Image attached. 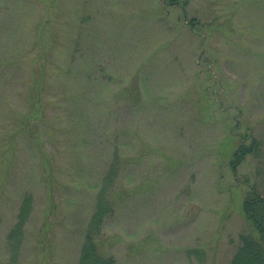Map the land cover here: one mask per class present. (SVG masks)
Instances as JSON below:
<instances>
[{
  "label": "rangeland",
  "instance_id": "374dc122",
  "mask_svg": "<svg viewBox=\"0 0 264 264\" xmlns=\"http://www.w3.org/2000/svg\"><path fill=\"white\" fill-rule=\"evenodd\" d=\"M247 184L264 0H0V264H79L103 192L115 264H230Z\"/></svg>",
  "mask_w": 264,
  "mask_h": 264
},
{
  "label": "trees",
  "instance_id": "16d2710c",
  "mask_svg": "<svg viewBox=\"0 0 264 264\" xmlns=\"http://www.w3.org/2000/svg\"><path fill=\"white\" fill-rule=\"evenodd\" d=\"M168 2L184 5L187 0H168ZM257 141L252 138L250 146L242 144L233 154L230 165L235 174L246 156L258 149ZM247 185L249 191L244 199L243 213L249 229L241 236V245L230 264H264V196L260 194L256 185ZM112 207L108 197L103 192L99 197L97 210L90 221L79 264H115L114 258L102 255L96 244V238L101 234L107 214L113 211ZM30 208V200H27L23 205L19 222L8 237L15 253L20 248L24 235V225L27 222Z\"/></svg>",
  "mask_w": 264,
  "mask_h": 264
}]
</instances>
